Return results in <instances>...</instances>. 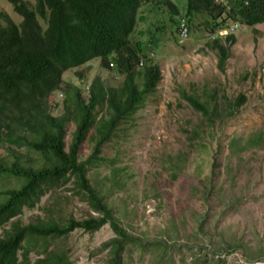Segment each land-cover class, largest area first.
<instances>
[{
  "label": "trees",
  "instance_id": "obj_1",
  "mask_svg": "<svg viewBox=\"0 0 264 264\" xmlns=\"http://www.w3.org/2000/svg\"><path fill=\"white\" fill-rule=\"evenodd\" d=\"M8 1L20 20L16 22L0 12V20L5 22L0 24V147L8 144L14 160L7 161L0 155V175L16 177L20 183L18 187L0 191V229H3L0 264H31L32 255L36 257L34 264H73L67 249L69 235L77 229L94 234L105 225H110L115 236L101 246L107 251L104 264H126L124 254L133 252V246L141 251L156 246L166 250L168 246L163 239L150 241L130 233L107 202L103 190L88 175L90 163L106 162L102 148L117 135L118 129L123 130L125 121L141 109L162 79L156 61H151L143 70L134 71L142 49L139 41L131 44V36L139 20L143 19L142 8L159 7L162 2L35 0L32 4L30 0ZM163 3L171 10L169 18L179 15L190 27L194 26L198 16L203 18L200 25L206 35L214 34L217 28L233 18L255 31L264 25V0H249L247 5L239 0H226L225 5H232L231 12L216 0H185L183 7L180 5L183 10L179 8V0H163ZM222 38L215 37L211 41L220 55L218 67L224 71L230 56L225 42L233 44L236 39L234 34ZM158 43L157 38L150 39V44ZM110 57L118 64L122 82H104L100 75L89 82V74L79 70L91 66L95 60H100V68L106 69ZM69 70H77L75 74L80 84L64 81V74ZM87 88L88 98H85ZM58 92L65 96L63 113L54 116L52 108L56 104L53 98ZM183 97L202 115L201 123L186 130L190 149L201 148L205 153L208 150V145L204 144L207 132L211 133L218 123L222 125L226 118L234 116L245 99L240 96L221 111L214 102L217 96H213L212 101H201L196 94L186 93ZM101 103L105 104L101 107ZM101 109L103 113L97 119ZM70 123L73 129L69 134ZM67 137H70L69 146ZM86 141L94 143L93 153L83 159L81 150ZM23 147L39 156L38 166L24 163L20 151ZM263 148V132L249 137L231 136L223 171L222 163L217 158L213 160L214 170L208 177L211 190H222V186L216 189L214 185L219 175L229 174L230 179L236 177L244 154ZM184 154L179 153L176 162L170 166L174 178L177 171L185 167ZM233 160L240 161L238 170L233 168ZM110 162L114 166L111 181H115L124 169L118 168L114 159ZM66 187L69 195L59 192ZM48 192L52 193L54 202L43 217L37 216L25 224L17 218L25 209H35ZM73 199L88 207L81 219L73 213H65ZM206 222L205 217L200 229ZM242 247V244L213 247L211 257L198 251L193 254L191 264H224L220 251L229 255ZM248 260H264V252L251 254Z\"/></svg>",
  "mask_w": 264,
  "mask_h": 264
},
{
  "label": "rangeland",
  "instance_id": "obj_2",
  "mask_svg": "<svg viewBox=\"0 0 264 264\" xmlns=\"http://www.w3.org/2000/svg\"><path fill=\"white\" fill-rule=\"evenodd\" d=\"M184 1L179 0L182 7ZM30 2L34 4L35 0ZM142 11L143 19L139 20L131 39L133 43L140 41L143 44V54L149 58L147 65L151 61L159 64L162 79L141 109L125 121L123 130L118 129L117 135L102 148L106 162L88 165L91 181L103 190L122 225L135 236L150 241L163 239L168 246L166 250L156 246L141 251L132 245L133 252L124 254L125 262L191 264L193 254L198 251L211 257L213 247L242 244L241 250L229 255L219 252L220 258L225 260L224 264H264V260H248L249 255L264 252V148L244 154L241 169L234 179H230L229 174L219 175L214 185L216 189L222 186L221 191L211 190L212 183L208 179L216 158L222 163L223 171L231 136L249 137L253 133H264V25L258 31L243 25L235 28L233 25L236 42H225L230 56L224 71H221L218 67L219 52L201 29L203 18L198 16L194 26H191L190 40L181 45L175 30L180 21L179 15L170 18L167 30H164L156 28L166 25L162 7L153 6L150 9L145 6ZM0 12L16 22L20 20L8 0H0ZM4 23L0 20V24ZM228 31L232 32L231 27ZM151 38H157L159 43L150 45L148 40ZM109 60L115 62L113 57ZM99 63L100 60L93 61L91 66L86 65L79 70L89 74V82L97 75L104 82H122L123 75L119 70H105L100 68ZM76 72L67 71L64 81L80 84ZM186 93L196 94L201 101H212L213 96H217L214 102L221 111L227 103H235L240 96L245 98L234 116L226 118L222 125L218 123L211 133L207 132L204 143L208 145L207 153L201 148L190 149L186 130L201 123L202 115L183 97ZM83 96L88 98V88ZM64 98L61 92L54 94V116L63 113ZM102 113L101 109L97 119ZM72 129L70 123L69 134ZM91 134L92 131L88 136ZM66 141L69 146L70 137ZM93 145L92 141L85 142L81 150L83 159L93 153ZM8 147V144L2 145L0 155L12 162L14 154ZM20 151L23 152L24 163L39 165L36 153L26 147ZM179 153H185V167L177 171L178 175L174 178V170L170 166L176 162ZM111 159L118 168L121 166L124 169L115 181H111L114 167ZM239 163L233 160V168L238 170ZM119 182L120 185H117ZM19 183L16 177L0 175V191L18 187ZM66 189L61 188L59 192L69 195ZM51 194L46 193L35 209H25L17 218L25 224L37 216L43 217L45 210L54 202ZM87 211V205L73 199L65 213H73L81 219ZM205 217L207 222L200 229ZM8 227L9 224L5 226L6 229ZM2 232L3 229H0V234ZM114 236L110 225H105L94 234L75 230L67 239L71 262L104 264L107 251L101 246ZM201 246L204 247L202 250ZM35 260L32 255L31 264Z\"/></svg>",
  "mask_w": 264,
  "mask_h": 264
},
{
  "label": "clouds",
  "instance_id": "obj_3",
  "mask_svg": "<svg viewBox=\"0 0 264 264\" xmlns=\"http://www.w3.org/2000/svg\"><path fill=\"white\" fill-rule=\"evenodd\" d=\"M155 1L162 2L159 7H162L163 8V16L165 18V22L164 23H166L165 26L162 25V26H160V27L158 26L156 28L157 29L167 30V26H168L167 25L168 24L167 22L170 19L169 18V15H168V12H170L171 10L169 9V7L167 5H165L163 3V0H155ZM216 1H218L221 4V6L226 7L228 12L229 11L231 12L232 5L231 6L225 5V1L226 0H216ZM239 1L242 2V3H244V5H247L249 3V0H239ZM179 6H180V4H179ZM233 25H234L235 28L238 27V25L245 26L244 24L241 23V21L239 19H234L233 18V19L229 20L227 23H225L222 27L217 28L216 31H214V34L213 33L211 34V32H209L207 34V36H208V38L210 37V40L213 41V40H215V37L216 38H219V37L222 38V37H226V36H228L230 34H234L235 35V33H233ZM230 27L232 29V32L231 33L228 31V29ZM175 30H177L178 41L181 43V45H184L188 40H190L191 27H190V25L186 22V20L183 17H180V21L177 24V27L175 28ZM137 42L138 41H136L134 43H137ZM148 42L150 44V40H148ZM134 43H133V40L131 39V44H134ZM150 45H153V44H150ZM140 47L142 49V52H141V55L139 56V59L137 58L136 61H135L134 71L143 70L144 67L148 66L147 65V61H146V55L143 54V48H142L143 47V44H141ZM95 61H98V60H95ZM136 67L137 68H140V70H137ZM115 69L119 70L118 64L116 62L109 61V67H107L105 70L112 71V70H115Z\"/></svg>",
  "mask_w": 264,
  "mask_h": 264
},
{
  "label": "built area",
  "instance_id": "obj_4",
  "mask_svg": "<svg viewBox=\"0 0 264 264\" xmlns=\"http://www.w3.org/2000/svg\"><path fill=\"white\" fill-rule=\"evenodd\" d=\"M259 264H262V263H259Z\"/></svg>",
  "mask_w": 264,
  "mask_h": 264
}]
</instances>
